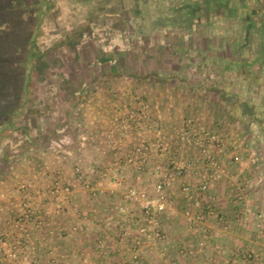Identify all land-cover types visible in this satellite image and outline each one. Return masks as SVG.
<instances>
[{
	"label": "rangeland",
	"instance_id": "374dc122",
	"mask_svg": "<svg viewBox=\"0 0 264 264\" xmlns=\"http://www.w3.org/2000/svg\"><path fill=\"white\" fill-rule=\"evenodd\" d=\"M62 1L64 8L41 22L55 31L37 65L43 76L33 82L45 89L37 94L29 86L23 123L27 129L6 147L3 164H9L7 154L31 150L38 133L37 142L57 156L55 168H68L88 199L108 202L103 215L112 218L115 230L112 236L90 238L88 245L98 256L113 251L109 264H264L261 252L240 246L238 240L226 248L222 236H214L216 224L227 221L222 211L233 215L253 208L264 214V0ZM142 106H147L149 118L145 131L131 126L120 134L114 118L126 119ZM158 110L173 117L176 113L173 123L162 125ZM158 131L169 153L159 157L153 149L150 168L161 158L168 169L185 162L190 170L170 191L172 206L161 237L144 241L134 260L132 242L142 217L122 201L121 193L128 186L149 188L160 177L151 169L135 172L125 157L144 139L156 144ZM202 133L218 138L219 147L210 151L223 170L207 194L196 189L205 166ZM109 134L115 136L113 143L107 140ZM105 168L117 170L125 188L113 187L111 175L100 181ZM77 169L83 183L77 182ZM55 180L68 183L58 173ZM98 181L105 192L92 198L85 182ZM184 182L192 183L200 203L193 207V217L203 220L196 223L185 217L180 192ZM254 199L259 206L254 207ZM207 209L212 215H206ZM126 226L131 236L125 238L121 230ZM257 228L264 230L263 217L256 220ZM178 230L185 232L176 235ZM212 237L221 242L217 245ZM247 238L264 244V234ZM42 253L31 251L29 259L44 264ZM50 256L62 259L58 253ZM85 257L78 251L72 259L83 263Z\"/></svg>",
	"mask_w": 264,
	"mask_h": 264
},
{
	"label": "crops",
	"instance_id": "0c3cea01",
	"mask_svg": "<svg viewBox=\"0 0 264 264\" xmlns=\"http://www.w3.org/2000/svg\"><path fill=\"white\" fill-rule=\"evenodd\" d=\"M64 3L65 1L62 0H12V3L7 5L5 0H0V8H12L17 14L15 18L18 20L14 24L6 20L3 21L5 19L3 17L4 10H0V229L4 231L10 230V221L17 216L19 208L25 202V196L31 195L28 190H21L23 184H34L36 191L33 193L32 207L36 214L42 216L48 207L46 191L51 185L53 176L58 173L63 181L73 182L72 173L68 168L64 167L62 172L59 168H55L57 162L54 158L57 156L53 149H43L40 142H37L38 133L32 138L36 144L31 150L28 152L16 150L7 154L10 159L7 165L3 164L2 160L3 153L10 142L15 138H21L23 130L27 129L23 127V123L24 110H26L27 98L30 94L29 86H31L32 92H37V94L45 89V87H41L42 85H35L33 82L39 81L43 76V72L37 65L45 55V52H42L45 49L44 43L47 44V41L51 42L54 39L55 31L53 26H47L46 23L42 26L41 22L45 17L48 18L51 14L54 16L55 13H59L57 8H64ZM32 19L33 23L28 25ZM26 30H29V33ZM39 36L40 39H38ZM43 38L46 39V42L41 41L44 40ZM255 60H257L256 57ZM225 70L228 69L224 68V72ZM170 114L169 112L162 114L159 110L157 115L154 113L165 126L173 123L176 118V113L174 117L172 113ZM36 120L40 121L42 118H36ZM36 120L34 122H37ZM73 185L75 190L72 192L69 203L63 207L59 214L51 210L49 216L45 218L41 230L37 231L26 225V230L30 232L31 236L30 250L35 253L43 252L44 264H73L75 262L72 259L73 254L78 251L84 252L86 255L83 260L84 264H109L111 260H114L113 251L109 254L110 252L107 250L103 252L105 255L98 256L97 252H94L88 245L90 238L94 239L108 233L109 236H112V231L115 230L112 218L107 219L108 214L103 215L108 202L103 205L102 203L98 204L99 201L88 199L79 184L73 182ZM259 204L254 199V207ZM252 210L246 209L242 212L239 209V212H234L233 215L231 212L222 211L227 221L216 224L218 228H216L214 236L221 235L223 238L221 242L212 237V239H216V244L221 242L224 247L230 248L234 246L233 242L238 240L240 246L247 245L246 248L254 249L264 255V244L255 243L248 238L244 240L246 236L250 238L258 233L264 234V230L256 229V220L264 218V214H256ZM108 221L109 226L104 227ZM74 227L77 230L75 232L73 231ZM169 228H173V226ZM178 232L182 234L185 231H175L176 235ZM73 234L77 238H73ZM41 240H45V242ZM43 246H47L44 251L41 248ZM55 253L61 254L62 259H53L50 255ZM263 257L261 256V258ZM75 263L83 264L82 261Z\"/></svg>",
	"mask_w": 264,
	"mask_h": 264
},
{
	"label": "built area",
	"instance_id": "2783aa9c",
	"mask_svg": "<svg viewBox=\"0 0 264 264\" xmlns=\"http://www.w3.org/2000/svg\"><path fill=\"white\" fill-rule=\"evenodd\" d=\"M117 124L118 132L125 134L127 130L134 126V130L145 131L146 124L149 121L147 114V106H142L137 112L128 113L126 119L114 118ZM157 125V124H156ZM115 136L109 134L107 140L113 143ZM164 137L161 132H157V143L152 144L147 140H143L141 144L135 146L132 152L126 155L125 163L135 168V172L141 173L144 170H152L160 177V180L151 187L138 188L136 186H128L125 188L122 178L118 176L117 170L105 168L99 175V180L104 181L105 178L111 175L113 187L125 188L121 193L122 201L139 212L142 217V224L137 229L138 237L132 242L134 250L133 259L138 258V249L144 241H151L161 237L163 232V222L167 214L171 210L172 199L170 191L174 189L177 182L184 180L189 173V165L186 163H174L171 169L161 165V158L157 164L150 168L152 150H156V155L164 157L169 153L168 146L163 142ZM199 145L201 147L202 159L205 166L202 171V179L196 184V189L201 194H207L210 191V186L213 182L219 181L223 176V170L220 169L217 162L210 151L212 146L219 147V140L216 136L208 133L199 135ZM158 157V158H159ZM77 182H84V175L82 170L77 169ZM138 178V176H137ZM89 184L85 182V189L90 193L92 198L104 194V190L99 188V182ZM181 188V197L185 203V217L188 222L196 223V221L203 220V217H193V207H199L200 203L196 196L195 189L192 183L184 182ZM34 184L25 183L21 186V190H28L31 193L25 196V202L19 208L17 216L10 221V230L4 231L0 229V264H40L36 258L29 259L31 252V236L30 232L26 230V225L37 231L41 230L44 225V220L49 216L50 211L53 210L59 214L63 207L69 203L72 195V186L69 183L55 180L51 183L46 191L48 207L45 213L40 216L35 213L32 207L33 193L35 190ZM211 202L215 201L214 197L210 198ZM123 208L120 207V210ZM206 215H212V210L207 209ZM122 237L131 236V228L123 227L121 230ZM137 264V262H135ZM126 264V263H123Z\"/></svg>",
	"mask_w": 264,
	"mask_h": 264
},
{
	"label": "flooded vegetation",
	"instance_id": "af4514ba",
	"mask_svg": "<svg viewBox=\"0 0 264 264\" xmlns=\"http://www.w3.org/2000/svg\"><path fill=\"white\" fill-rule=\"evenodd\" d=\"M12 3V0H5V4L9 5ZM5 4H2L5 6ZM0 10H4V14L3 17H5V19L3 21H9L14 23H17V19L15 18V16L17 14H15L14 10L12 8H0ZM3 17L1 16V20L3 19ZM31 23H33V21L28 22V25H30ZM29 33V30H26Z\"/></svg>",
	"mask_w": 264,
	"mask_h": 264
}]
</instances>
